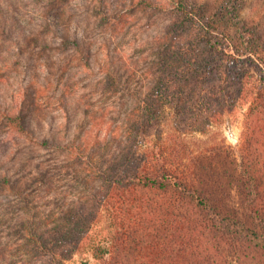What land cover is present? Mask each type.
Listing matches in <instances>:
<instances>
[{
  "label": "trees",
  "instance_id": "obj_1",
  "mask_svg": "<svg viewBox=\"0 0 264 264\" xmlns=\"http://www.w3.org/2000/svg\"><path fill=\"white\" fill-rule=\"evenodd\" d=\"M69 1L33 0L48 10L44 29L59 37L57 46L71 61L61 76L71 67L90 68L94 56L89 36L70 27L76 13L68 11ZM141 1L162 8L159 1ZM245 4L226 0L206 17L188 0L173 3L178 21L169 31L182 43L172 38L155 46L154 80L141 102L124 113L118 141H104L91 196L52 224L23 220L15 228V240H21L16 250L24 246L26 253L23 264H62L87 241L100 210L109 214L112 234L109 244L92 246L99 264H264V75L256 78L240 67L232 71L243 55L253 67H264V32L247 20ZM217 25L227 30L219 32ZM232 26L241 37L231 33ZM206 76L219 77V85L204 89L199 82ZM121 77L110 68L98 83L102 91L117 94ZM231 81L239 85L231 97H250L238 149L218 143L192 152L182 142L151 138L167 104L192 114L209 110ZM36 96L24 91L15 110L1 111L0 157L10 158L20 139L33 147L78 149L76 140L62 143L37 134L34 118L45 109ZM0 171V187L22 196L7 169Z\"/></svg>",
  "mask_w": 264,
  "mask_h": 264
},
{
  "label": "rangeland",
  "instance_id": "obj_2",
  "mask_svg": "<svg viewBox=\"0 0 264 264\" xmlns=\"http://www.w3.org/2000/svg\"><path fill=\"white\" fill-rule=\"evenodd\" d=\"M138 1L70 0L68 11L76 13L70 27L89 36L87 41L93 46L94 56L90 68L71 67L61 76L63 66H69L71 61L57 46L59 37L56 39L54 32L44 29L45 20L50 19L48 10L35 7L33 0H0V113L4 109L15 110L24 91L32 95L35 92L39 105L45 109L42 117L34 118L37 134L58 138L62 143L76 140L78 145L73 151L54 150L33 147L20 139L10 158L0 157V170L7 169L23 190L20 196L0 187V264L16 259L23 264L26 259L24 246L16 250L21 240H15L13 235L23 220L52 224L66 208L91 196L97 184L93 174L100 165L104 141H118L124 113L141 102L154 80L155 46L172 38L181 42V37L169 31L178 21L172 10L176 0H155L162 4L161 10ZM225 1L188 0L195 10H204L206 17ZM245 2L243 14L264 32V0ZM217 26L219 32L227 30ZM230 30L241 37L236 27ZM240 58L242 61L232 71L240 67L256 78L264 75L263 66L261 71L243 61L245 55ZM110 68L122 76V88L113 95L102 91V82L98 83L104 70ZM229 76L231 80L232 75ZM219 83V77L206 76L199 85L210 90ZM238 86L232 81L229 88L224 86L221 99L206 111L179 112L167 104L151 138L161 135L169 143L182 142L192 152L218 143L238 149L250 103V97L228 94ZM88 232L87 241L62 264H99L92 246L109 244V214L100 210Z\"/></svg>",
  "mask_w": 264,
  "mask_h": 264
}]
</instances>
